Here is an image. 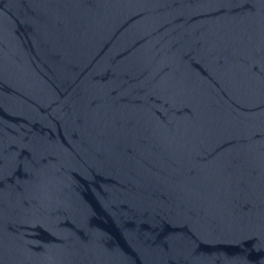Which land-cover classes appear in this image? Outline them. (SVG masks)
Here are the masks:
<instances>
[{
	"label": "water",
	"instance_id": "water-1",
	"mask_svg": "<svg viewBox=\"0 0 264 264\" xmlns=\"http://www.w3.org/2000/svg\"><path fill=\"white\" fill-rule=\"evenodd\" d=\"M0 264H264V0H0Z\"/></svg>",
	"mask_w": 264,
	"mask_h": 264
}]
</instances>
